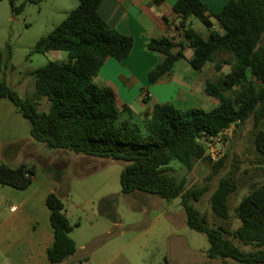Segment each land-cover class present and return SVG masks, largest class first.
I'll return each instance as SVG.
<instances>
[{
    "label": "trees",
    "instance_id": "16d2710c",
    "mask_svg": "<svg viewBox=\"0 0 264 264\" xmlns=\"http://www.w3.org/2000/svg\"><path fill=\"white\" fill-rule=\"evenodd\" d=\"M7 1L12 13L21 11L15 0ZM77 1V7L30 51L66 52V61L49 62L30 73L34 80L30 98H21L0 80V100H9L29 121L30 136L48 148L125 162L120 174L122 194L139 191L166 201L180 199L187 227L207 236L206 258L264 264V182L253 186L234 208L239 226L230 233L223 227H210L207 217L193 205L208 192V185L186 187V178L177 180L169 165L177 160L191 171L202 160L210 162L199 140L202 133L214 136L231 124L240 128L250 118L257 128L264 120V0H231L217 13H210L200 0L175 1L178 25L147 44V51L160 56L148 72V81L154 84L169 74L185 58L186 48L192 50L187 62L194 71H202L208 63L217 72L225 66L229 71L216 82L206 81L204 93L217 100L214 107L180 110L172 104H155L144 119L145 134L132 123L133 113L118 103L112 89L93 81L107 58L121 61L130 54L133 38L107 27L98 12L102 0ZM193 18L207 30L206 37L193 26ZM213 23L223 32L214 30ZM9 59L8 50L0 51V74ZM42 99L49 104L47 111L38 110ZM254 145L264 157V131L257 130ZM226 158L227 153L213 163V173L224 166ZM34 173L32 165L0 164V184L25 190ZM236 189L232 175L219 180L210 197L211 211L217 217H229L228 199ZM45 205L53 233L47 259L58 264L75 253L69 235L79 223L69 222L55 192L46 196ZM228 234L255 249L241 250ZM165 264H169L167 259Z\"/></svg>",
    "mask_w": 264,
    "mask_h": 264
},
{
    "label": "rangeland",
    "instance_id": "374dc122",
    "mask_svg": "<svg viewBox=\"0 0 264 264\" xmlns=\"http://www.w3.org/2000/svg\"><path fill=\"white\" fill-rule=\"evenodd\" d=\"M61 4L58 0H15V5L22 9L19 13H12L8 1L0 0V51L10 52V59L3 64L0 80L4 79L21 98H30L34 93L32 71L49 62L67 59V53L60 51L30 54L40 38L65 18ZM193 26L203 37L207 36V30L195 18ZM190 54L191 51L187 55ZM182 64L185 65L186 61L180 60L177 66ZM187 70L196 78L216 82L229 71V67L225 66L217 72L213 64L208 63L202 71H194L189 65ZM216 103L215 99L203 93L193 106L209 110ZM48 107L46 99H42L38 110L47 111ZM132 123L138 126L141 133H146L143 119L134 118ZM258 129L264 131V120L257 128L253 118L235 128L225 149L226 162L217 173H213V163L208 160L198 162L191 171H187L177 160L169 164L171 174L177 180L186 178V187L208 185V192L193 205L207 217L210 227H223L233 232L239 226L234 208L253 186L264 182V157L257 153L254 145ZM0 164L9 167L27 164L35 169L32 184L25 190L0 184V221L10 215V205H15L21 212L23 200H44L48 193L55 192L64 204L69 222L79 223L70 235L78 247V253L73 258L80 260L81 264H127L125 257L129 256V248L122 256L110 261L107 259L108 248L115 244L118 249H124L135 237L136 244L145 245L143 255L147 256V264H164L160 256L167 247L163 238L168 232H174L185 241V252H180L174 264H237L230 259L206 258L205 252L209 247L207 236L187 227L185 211L179 199L166 201L139 191L122 194L120 174L125 162L46 147L30 136L29 121L7 99L0 100ZM228 175H232L237 182V189L229 196V217L223 220L211 211L210 197L219 180ZM24 207L31 209L25 215L26 225L38 216L42 228L44 222L41 221L38 205L26 204ZM120 233H123L122 237H118ZM227 237L243 251L255 249L254 246L243 245L230 234ZM84 243H88L86 249L81 248ZM6 248L0 252V264H21V247ZM91 252L95 253L94 258L86 263L85 258L90 257ZM132 264L142 262L138 259Z\"/></svg>",
    "mask_w": 264,
    "mask_h": 264
},
{
    "label": "crops",
    "instance_id": "0c3cea01",
    "mask_svg": "<svg viewBox=\"0 0 264 264\" xmlns=\"http://www.w3.org/2000/svg\"><path fill=\"white\" fill-rule=\"evenodd\" d=\"M58 1L62 3L61 7L65 17L78 5L77 0ZM175 1L102 0L98 7V12L107 27L117 34L132 37L134 43L130 54L123 60L107 58L93 81L98 86L112 89L118 103L126 105L131 110L133 119L147 118L155 104H172L177 109L181 108L180 110L193 108L194 102L200 100L204 93L206 80L196 78L187 70V65H189L187 61L192 56V50L189 48L185 49V58L181 59L186 61L185 65L177 66L179 60L175 63L173 70L163 79L154 84L148 81V72L158 63L160 56L147 51V44L152 39L167 36L168 27L173 29L178 25L179 18L173 11ZM200 1L207 6L210 13H217L231 0ZM212 28L220 33L223 32L216 23H213ZM189 51H191L190 56L187 55ZM130 94L133 95L129 96ZM45 198L44 200H23L20 204L21 212L15 205H10V215L0 221V252H4L7 249L6 246L9 250L21 247V264H50L47 259V249L52 244L53 233ZM26 204L38 205L41 221L44 222L42 228H40L38 216H34L32 223L26 225L25 215L31 212V209H25ZM72 233L73 231L70 234ZM69 236L74 241L71 235ZM122 236L123 233H120L118 237ZM163 242L167 243V247L161 253L160 258L164 264L165 259L169 264H174L180 252L182 251L183 254L185 252V241L180 240L174 232H168ZM74 243L75 253L58 264H81L80 260L75 261L73 258L78 253L77 244L75 241ZM136 243L137 237L131 239L124 249H118L113 244L108 248L107 259L110 261L122 256L123 252L129 248V256L125 257L127 264L137 262L138 259L142 264H147V256L143 255L144 243L141 245ZM87 244H82L81 248L86 249ZM94 255L95 253L91 252L90 257L85 258L86 263L90 262Z\"/></svg>",
    "mask_w": 264,
    "mask_h": 264
},
{
    "label": "built area",
    "instance_id": "2783aa9c",
    "mask_svg": "<svg viewBox=\"0 0 264 264\" xmlns=\"http://www.w3.org/2000/svg\"><path fill=\"white\" fill-rule=\"evenodd\" d=\"M235 128V124H231L214 136L202 133L199 140L201 145L204 147L205 154L211 163H216L224 156L225 149L229 141L232 139Z\"/></svg>",
    "mask_w": 264,
    "mask_h": 264
}]
</instances>
